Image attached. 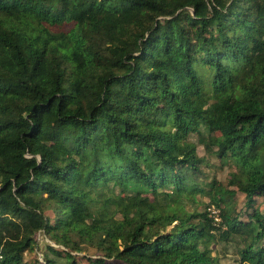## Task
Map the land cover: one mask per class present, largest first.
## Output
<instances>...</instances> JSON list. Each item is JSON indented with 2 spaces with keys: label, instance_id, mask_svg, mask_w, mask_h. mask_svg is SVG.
I'll list each match as a JSON object with an SVG mask.
<instances>
[{
  "label": "trees",
  "instance_id": "1",
  "mask_svg": "<svg viewBox=\"0 0 264 264\" xmlns=\"http://www.w3.org/2000/svg\"><path fill=\"white\" fill-rule=\"evenodd\" d=\"M0 264H264V0H0Z\"/></svg>",
  "mask_w": 264,
  "mask_h": 264
},
{
  "label": "rangeland",
  "instance_id": "2",
  "mask_svg": "<svg viewBox=\"0 0 264 264\" xmlns=\"http://www.w3.org/2000/svg\"><path fill=\"white\" fill-rule=\"evenodd\" d=\"M218 137V134L214 135V138ZM192 139L195 140V137L192 136ZM211 152V149L210 151ZM206 152L205 149H203L202 147H200L199 149V154L201 156H205L208 164H210L211 166H213V168L207 169V171L209 172L210 176H215L218 180L224 182L228 179L229 176V168H224V169H220L219 167V161L216 157L211 156V153ZM199 201L202 202L203 206L206 205L208 203V200L206 198H204L203 196H199L198 197ZM184 208H186V210L190 211V205L188 203H184L183 204ZM242 204L239 205V207H241ZM209 211L211 212V216H215L216 219H218V212L217 210L214 208V206H211V208L209 209ZM212 255L213 256H219L222 259L223 263H234L238 256L236 255L235 249L228 247L226 248L225 245L223 243H221L220 241H217L216 243H214L212 246Z\"/></svg>",
  "mask_w": 264,
  "mask_h": 264
},
{
  "label": "built area",
  "instance_id": "3",
  "mask_svg": "<svg viewBox=\"0 0 264 264\" xmlns=\"http://www.w3.org/2000/svg\"><path fill=\"white\" fill-rule=\"evenodd\" d=\"M216 219V218H215ZM217 221H219V219H216Z\"/></svg>",
  "mask_w": 264,
  "mask_h": 264
}]
</instances>
